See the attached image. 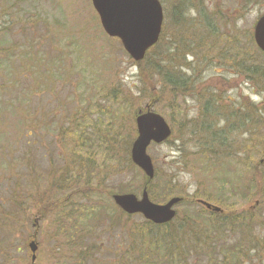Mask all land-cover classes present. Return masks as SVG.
Listing matches in <instances>:
<instances>
[{
	"label": "rangeland",
	"instance_id": "rangeland-1",
	"mask_svg": "<svg viewBox=\"0 0 264 264\" xmlns=\"http://www.w3.org/2000/svg\"><path fill=\"white\" fill-rule=\"evenodd\" d=\"M10 2L14 20L20 14L26 16V25H45L38 30L42 50H57L50 80L62 101L56 125L76 132L67 137L66 159L73 162L80 156L76 147L83 132L86 139L98 138L109 129L116 140L114 150H95L93 155L101 169L90 189L100 194L98 205L107 213V220L102 219L105 228L112 225L106 232L110 235L98 241L103 247L101 262L113 264L121 252L126 259L155 246L166 250L158 231L146 229L149 241L157 245L141 239L142 217L125 216L120 222V211L110 199L114 193L139 197L142 192L144 177L131 164L129 149L137 136L135 112L152 102V110L168 122L172 135L147 150L155 177L149 199L165 204L182 197L185 202L176 207L170 224L172 240L177 241L171 243L172 251L170 243L166 246L170 255L154 251L146 259L151 264H264V185H259L264 183V77L258 74L264 71V57L252 42L254 23L264 15V0H158L163 26L154 46L159 48L148 64H143L146 58L133 62L120 41L103 32L90 0ZM49 27L51 42L43 37ZM165 73L180 78L178 90L166 87ZM33 96L38 99L36 93ZM56 100L48 96L47 111H55ZM259 108L263 110L258 113ZM207 109L213 112V125L203 131L201 118ZM238 119L245 120L243 128L217 134ZM211 133L217 134L213 140L207 139ZM206 140L212 145L205 146ZM7 172H12L9 166ZM165 185L170 192L164 196ZM198 199L222 213L205 211L196 204ZM41 201L32 207L27 229L16 232L8 250L0 246V264H32L28 243L33 235L38 247L33 264H51L56 254L52 242L75 234L71 223L67 228L57 225ZM135 228L139 230L131 233ZM222 249L231 250L229 256H223ZM119 263L120 259L115 264Z\"/></svg>",
	"mask_w": 264,
	"mask_h": 264
},
{
	"label": "trees",
	"instance_id": "trees-1",
	"mask_svg": "<svg viewBox=\"0 0 264 264\" xmlns=\"http://www.w3.org/2000/svg\"><path fill=\"white\" fill-rule=\"evenodd\" d=\"M253 1L246 0L247 3ZM13 6L10 0H0V171L4 169L0 174L2 179L0 246L8 250L9 245L15 240L13 236L16 232L26 228L32 207L42 199L40 204L57 225L67 228L71 223L76 227L74 235L62 237V240L57 238L52 242L56 254L51 255V264H110L101 262L103 256L100 253L103 247L98 241L103 236L110 235L106 232L112 228V225L110 222L105 228L106 225L102 223L107 213L101 205H98L100 194H96L90 188L97 177V171L101 169L97 167V161L95 163L96 158H93L95 150L105 149L110 152L116 148V140L113 139L109 129H104L103 137L98 135V138L86 139L83 132L80 135L82 143L76 147L80 156L73 162L71 159H66V150H70L67 147L69 146L67 137L69 133L75 135L76 132L56 125L58 117L55 115L62 108V101L59 100L57 89L50 80L53 76L52 67L55 64L53 54L57 53V50L56 48L42 50L43 45H40L42 36L38 37V30L45 25L40 26L42 23L31 21L26 25V16L20 14H16L14 20ZM14 29L17 32H14ZM43 31V37H47L51 42L53 35L50 27ZM158 48L156 46L146 55L143 64H148L151 54ZM258 74L264 77V71H259ZM163 79L169 90H178L180 87L181 80L178 77L165 73ZM36 89H39L38 92L35 91ZM34 93L38 96L36 100ZM49 95H55L57 98L54 102L56 106L54 112L47 111L46 100ZM262 110L259 108L257 112ZM212 117V110H205L201 118L203 131L212 128ZM47 118L48 122L45 120ZM243 122L239 120L230 122L217 134H223L222 130L235 131L239 127L243 128ZM217 134L211 133L207 135V139L213 140ZM87 136L89 137V134ZM48 137L50 140L47 139ZM54 139L56 140L53 141ZM88 140L92 142L89 143ZM55 143L58 145L53 146ZM206 145H212L211 141L206 140ZM68 163L73 165L72 168H69ZM8 166L12 171L11 174L7 172ZM41 166L45 167V172L41 171ZM207 168L212 169L214 165H207ZM42 185H45L44 191ZM259 185L262 186L264 183ZM165 187L168 190L165 189L164 196L170 192L168 185ZM119 217L120 222L125 219V215L120 212ZM170 224L154 227L145 221L143 232L141 231V239H145L153 246L156 242L149 241L151 235L146 229L158 231L161 236L160 244L166 249L165 253L155 246L147 253L140 252L135 258L125 259L121 252L117 258L120 259L119 264H151L146 257L154 251L163 257L169 256V249L166 246L170 243L172 251L171 243L177 242L172 240ZM138 230L135 228L131 233ZM211 248L214 249L212 246ZM221 253L223 256H229L231 250L222 249Z\"/></svg>",
	"mask_w": 264,
	"mask_h": 264
},
{
	"label": "water",
	"instance_id": "water-1",
	"mask_svg": "<svg viewBox=\"0 0 264 264\" xmlns=\"http://www.w3.org/2000/svg\"><path fill=\"white\" fill-rule=\"evenodd\" d=\"M91 6L99 18L100 27L109 38H117L134 62H140L145 54L159 39L162 29V7L158 0H90ZM252 40L256 48L264 54V16L260 17L253 28ZM153 103L143 111L135 112L134 124L136 138L129 150L131 163L137 167L143 177L142 192L135 194L114 193L110 197L115 207L127 216L140 215L143 220L153 225H165L176 216V206L183 202L182 197L171 198L165 204H154L149 199L150 184L154 180V166L147 149L152 145H162L171 132L167 122L152 110ZM208 211L221 213V209L197 201ZM35 235L33 239L35 240ZM31 260H36L37 245L35 241L28 244Z\"/></svg>",
	"mask_w": 264,
	"mask_h": 264
},
{
	"label": "flooded vegetation",
	"instance_id": "flooded-vegetation-1",
	"mask_svg": "<svg viewBox=\"0 0 264 264\" xmlns=\"http://www.w3.org/2000/svg\"><path fill=\"white\" fill-rule=\"evenodd\" d=\"M257 110H258V109H257ZM257 110H256V111H257ZM238 120H239V121H243L242 119H241V120L238 119ZM238 120H237V121H238ZM224 122H226V120H224ZM243 123H244V125L246 124V123H245V120H244ZM226 125H227V123H226ZM226 125H225V126H226ZM239 128H240V127H239ZM240 129H241V128H240ZM211 213H212V212H211ZM221 213H222V209H221ZM221 213H217V215H219V214H221ZM241 227L243 228V226H241ZM32 264H33V263H32Z\"/></svg>",
	"mask_w": 264,
	"mask_h": 264
}]
</instances>
